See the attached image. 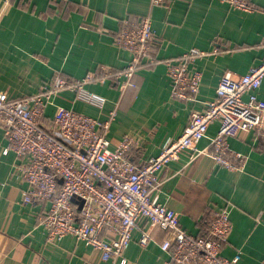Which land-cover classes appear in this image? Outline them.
Instances as JSON below:
<instances>
[{"label": "crops", "instance_id": "obj_1", "mask_svg": "<svg viewBox=\"0 0 264 264\" xmlns=\"http://www.w3.org/2000/svg\"><path fill=\"white\" fill-rule=\"evenodd\" d=\"M247 4L250 9L240 10L223 0H0V91L16 100L42 92L57 72L69 81L93 73L85 88L104 98L102 107L64 90L51 97L46 119L59 107L100 122L113 115L106 137L112 143L134 139L129 156L142 164L181 135L191 109H205L226 72L238 77L264 57V0ZM146 16L154 57L140 62L133 86L122 87L131 54L117 45V36L125 19ZM190 49L205 55L196 59L201 83L193 104L187 105L171 95L165 60ZM101 66L108 73L99 75ZM256 94L264 100V79ZM219 125L211 123L195 151L182 152L159 173L154 194L195 236L205 234L207 214L227 209L232 230L221 255L233 259L240 253L235 264H264V134L242 131L227 140L231 151L245 155L243 167L231 171L215 166L208 152ZM6 146L0 127V264H118L102 261L72 236L47 240L38 217L48 206L22 203L26 183L17 175L20 161L3 152ZM144 230L152 239L141 247L137 240ZM167 236L147 220L138 221L123 254L126 264H165L169 254L160 243Z\"/></svg>", "mask_w": 264, "mask_h": 264}, {"label": "built area", "instance_id": "obj_2", "mask_svg": "<svg viewBox=\"0 0 264 264\" xmlns=\"http://www.w3.org/2000/svg\"><path fill=\"white\" fill-rule=\"evenodd\" d=\"M223 1L236 9H250L247 0ZM151 2L160 4L162 0ZM153 42L149 16L122 22L116 43L131 54L122 87L133 86L132 79L143 59H153ZM204 55L203 51L190 49L176 59L165 60L175 100L193 104L202 77L195 62ZM98 70L99 75L107 72L102 66ZM93 77L90 73L69 81L55 74L42 92L16 100L0 91V127L7 141L3 152H12L20 161L17 175L26 183L22 203L48 206L38 217L47 240L72 236L99 253L102 261L126 264L124 251L132 241L136 223L145 219L152 228L168 234L160 243V248L169 254L165 264H235L240 253L233 259L221 255L232 230L227 209L207 214L205 234L195 236L180 227L177 213L159 202L154 192L160 185L159 173L182 152L195 151L215 121L220 125L208 150L215 166L231 171L243 167L245 155L231 151L227 140L242 131L264 134V100L256 94L264 79V57L238 77L226 72L215 98L207 102L205 109H191L181 135L142 164L129 156L137 144L134 139L126 136L112 143L106 137L113 115L100 122L59 107L51 119H46L45 109L51 97L64 90L102 107L104 98L85 88ZM245 94L247 99L243 98ZM151 239L150 230H144L137 241L146 247Z\"/></svg>", "mask_w": 264, "mask_h": 264}, {"label": "trees", "instance_id": "obj_3", "mask_svg": "<svg viewBox=\"0 0 264 264\" xmlns=\"http://www.w3.org/2000/svg\"><path fill=\"white\" fill-rule=\"evenodd\" d=\"M55 74H58V75H60L61 77H63L64 75L60 72V73H55Z\"/></svg>", "mask_w": 264, "mask_h": 264}]
</instances>
